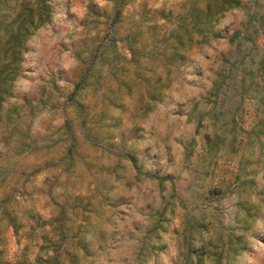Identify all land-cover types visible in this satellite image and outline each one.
<instances>
[{
    "label": "rangeland",
    "instance_id": "1",
    "mask_svg": "<svg viewBox=\"0 0 264 264\" xmlns=\"http://www.w3.org/2000/svg\"><path fill=\"white\" fill-rule=\"evenodd\" d=\"M47 1L0 97V264H264V0Z\"/></svg>",
    "mask_w": 264,
    "mask_h": 264
},
{
    "label": "trees",
    "instance_id": "2",
    "mask_svg": "<svg viewBox=\"0 0 264 264\" xmlns=\"http://www.w3.org/2000/svg\"><path fill=\"white\" fill-rule=\"evenodd\" d=\"M3 1V0H2ZM217 0H214V4ZM240 0H219L220 8L223 4L227 6H237ZM213 3L208 2L206 11L212 8ZM50 5L47 0H23L17 4V10L10 23L3 25V41L0 44V97L6 95V87L15 74V65L17 57L22 47V42L35 29L50 18ZM191 19V22L197 23L199 14L194 10H188L184 16ZM32 28V29H30ZM187 34L188 30L184 27H178L174 30L173 37L176 40L181 39V34Z\"/></svg>",
    "mask_w": 264,
    "mask_h": 264
}]
</instances>
